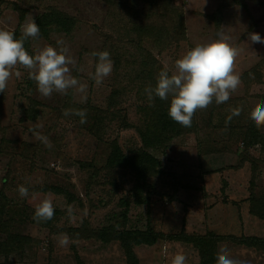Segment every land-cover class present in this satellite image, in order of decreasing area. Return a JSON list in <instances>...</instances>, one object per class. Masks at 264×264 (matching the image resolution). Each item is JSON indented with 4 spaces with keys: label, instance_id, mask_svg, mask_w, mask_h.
I'll list each match as a JSON object with an SVG mask.
<instances>
[{
    "label": "rangeland",
    "instance_id": "obj_1",
    "mask_svg": "<svg viewBox=\"0 0 264 264\" xmlns=\"http://www.w3.org/2000/svg\"><path fill=\"white\" fill-rule=\"evenodd\" d=\"M144 6V0H0V28L18 36L24 25L37 23L53 9L73 17L70 32L52 25L37 38L29 37L28 52L35 55L37 49L57 47L56 42L63 40L75 61L69 65L71 75L87 86L83 94L69 89L67 94L53 92L45 98L27 70L18 65L5 93H0V198L2 194L7 198L5 215L0 217V243L8 237L12 242L10 248L0 247V264H131L121 240L102 242L89 237L111 227L116 233L125 229L164 235L151 245H133L137 264H169L178 251L186 255L187 264H201L192 244L173 240L178 234L264 238V221L249 212L251 191L264 198V151L260 146L250 151L258 167L252 186L250 161L232 167L239 163L242 143L231 142L224 127H213L215 121L208 125L210 105L197 110L198 135L177 137L165 150L150 149L161 160L164 173L150 178L142 201L131 194L132 173L116 175L114 185L113 176L101 169L114 140L127 153L141 143L136 126L140 108L148 104L142 95L148 81L138 78L141 70L132 63L141 60V50L136 35H128V14ZM172 7L183 14L185 35L168 46L163 43V49L144 38L141 49L150 51L171 73L182 54L224 31L239 49L234 70L240 85L226 107H218L221 120L229 124L226 115L237 107L252 111L260 101L253 96L264 95V43H251L248 34L258 32L264 38V0H171ZM217 12L221 13L219 29L213 20ZM104 50L110 53L113 69L97 85L90 78L98 62L92 53ZM257 66L262 84L252 75L249 84L244 83L243 75ZM113 90L120 94L111 102ZM32 100L38 110L36 119H22ZM79 106L86 112L83 124L79 116L63 114L66 109L80 110ZM96 115L100 116L97 121ZM210 147L213 153L201 155ZM85 162L101 169L93 179L94 168L83 167ZM20 185L29 189L28 197L19 195ZM53 185L64 191L39 189ZM69 195L74 196L72 201ZM45 197L53 203L54 216L38 222L33 214ZM74 229L80 232L76 235ZM61 235L68 236L67 246L59 244ZM221 247L230 252L235 264H264V254L256 248L231 240L221 242Z\"/></svg>",
    "mask_w": 264,
    "mask_h": 264
},
{
    "label": "trees",
    "instance_id": "obj_2",
    "mask_svg": "<svg viewBox=\"0 0 264 264\" xmlns=\"http://www.w3.org/2000/svg\"><path fill=\"white\" fill-rule=\"evenodd\" d=\"M110 1V0H109ZM145 6L141 9L132 8L129 10V19H130V28L128 35H136L137 45L141 50V60L133 61L132 63H138L139 69L138 78L142 81H148V84L144 86L143 96H145V101H148L146 104L140 108L139 116L140 123L136 126L137 133L140 137V145L130 150L128 153L125 152L119 143L114 140L110 144V152L106 158V162L101 169L106 170L107 173H110L113 176V184L116 180V175L125 176L128 173H132L135 178L134 186L131 190L132 196L136 197L137 201H142L143 192L151 185L149 183L150 178L163 174L164 170L162 168L161 160L150 152V149H168L170 143L173 139L177 137H182L188 134H197L200 132L199 122L197 120V111L195 112L192 118V124L190 127L182 126L181 124L175 122L169 115L168 110L170 107L171 97L168 100H161L159 97H155L150 102L145 92L147 87H155L157 82V76L160 71L164 70L162 65L159 63V60L148 50L141 49L142 40L148 38L156 44L161 45L163 49V43L168 46L171 42L175 41L179 36L185 35V29L183 24V14L179 10L177 11L173 7L171 8V0H144ZM112 4V3H111ZM153 10L155 13L153 14ZM221 13L218 12L213 14V20L217 26V29L220 28ZM37 24L39 25L40 32H47L48 28L52 25L61 27L66 32H70L71 28L74 25V18L68 16L62 12H58L55 9L50 13H45L38 18ZM16 38H19L17 33H15ZM177 37V38H176ZM29 39L24 43L25 48L28 51L29 48ZM134 41V40H132ZM165 46V47H166ZM164 47V48H165ZM118 63V57H114ZM264 65V58L262 60ZM118 68V67H116ZM256 68L250 69L245 75H243L244 83L250 81L249 76L252 75V78L257 77V82L262 84L261 76L259 71ZM153 73V75H151ZM249 78V79H248ZM143 83V82H142ZM120 94L118 90H113L111 97V102ZM70 96V95H69ZM253 97H258L260 99L259 105H264V95L256 94ZM229 100L222 104H216L215 100L210 104V110L208 114V125L213 124L215 121L214 128H222L228 131V139L231 142L242 143V150L240 152L239 163L233 168L242 167L247 161H250L252 164V174L253 178L251 180V185H255L257 163L254 160V157L251 154V149L255 146H260V149L264 151V135L262 133V128H257L255 122L250 118V113L252 111L247 110V107L240 110L238 116H233L229 124H225L221 120V108L226 107V103ZM31 107H28L24 112V118L22 119H31L35 120L38 115V110L34 107L35 103L32 100ZM222 105V106H221ZM218 107H221L218 109ZM80 110L82 107H78ZM240 109V107H237ZM249 114V115H247ZM218 115V116H217ZM228 114L226 116H229ZM100 119L99 115L95 116V121ZM214 148L210 147L201 152V155H206L213 153ZM200 155V156H201ZM202 157V156H201ZM93 167L94 171L92 172L90 178L93 179L98 175L101 169L96 168L92 162H85L83 165ZM222 168L214 170L221 171ZM213 172L212 170H207L205 173ZM115 185V184H114ZM40 190H52L57 193L64 191L60 186H43L39 188ZM74 196L69 195V200L72 201ZM6 196L1 195L0 198V217L5 215L6 211ZM250 214L258 217L264 221V198L255 196L254 192L251 191L249 197ZM125 205H128V202L123 201ZM2 223V222H1ZM3 224V223H2ZM1 224V226H3ZM116 228H105L93 232L94 234H89V237L96 238L102 242H109L113 239H119L122 241V244L125 247L127 255L129 257L131 264H137L135 254L133 252V245L140 244H153L158 239L164 238L162 234H156L151 231H139V230H125L122 229L121 232H115ZM74 233L80 232V229H74ZM77 235V234H76ZM173 240L178 239L186 243L192 244L199 253L200 263L201 264H215L216 253L218 251L219 244L226 240H231L236 244L244 245L247 247L256 248L259 251H262L264 254V238L257 236H235V235H218L213 232H207L204 235L197 234H178L172 236ZM12 244L10 238L8 237L5 242L0 243V247L10 248Z\"/></svg>",
    "mask_w": 264,
    "mask_h": 264
},
{
    "label": "clouds",
    "instance_id": "obj_3",
    "mask_svg": "<svg viewBox=\"0 0 264 264\" xmlns=\"http://www.w3.org/2000/svg\"><path fill=\"white\" fill-rule=\"evenodd\" d=\"M22 35L16 38L13 31L0 28V93H5L7 84L13 75V69L18 65L27 70L29 78L37 84L42 97H51L53 92L67 94L69 89L79 93H86L87 86L71 75L69 65L75 61L68 55L69 48L63 40H58L57 47L51 45L37 49L35 55L30 54L24 46L25 41L37 38L40 34L39 25L35 21L23 26ZM231 37L224 31L217 33V38L208 43L196 44L195 47L182 54L175 61V70L169 71L167 66L157 76L155 87H147L145 92L151 102L155 97L168 100L171 97L168 115L177 123L190 127L195 112L206 109L215 100L222 104L229 100L230 94L235 92L240 85V75L234 70L235 58L239 49L230 43ZM248 40L255 43H264V38L258 32L248 34ZM98 57L94 74L90 78L97 85L109 76L113 69V61L107 50L93 52ZM20 71L15 72L19 77ZM64 115H77L80 122L86 123L84 110H64ZM240 109L231 110V115L238 116ZM250 118L257 128L264 127V105L256 106L250 113ZM39 138V137H38ZM47 146H51L47 144ZM19 195L28 197L29 189L24 185L18 187ZM71 208L68 213L71 214ZM54 216V206L51 200L45 197L35 207L33 219L46 222ZM61 246H67L69 238L61 235ZM169 264H187V257L178 251L169 258ZM215 264H235L230 252L221 247L216 253Z\"/></svg>",
    "mask_w": 264,
    "mask_h": 264
}]
</instances>
